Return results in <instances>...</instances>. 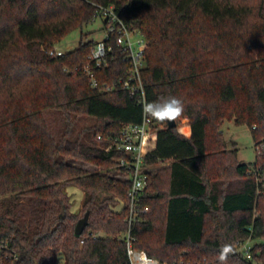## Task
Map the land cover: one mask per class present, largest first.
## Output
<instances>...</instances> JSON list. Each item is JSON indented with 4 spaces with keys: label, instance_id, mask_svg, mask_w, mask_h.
I'll list each match as a JSON object with an SVG mask.
<instances>
[{
    "label": "trees",
    "instance_id": "obj_1",
    "mask_svg": "<svg viewBox=\"0 0 264 264\" xmlns=\"http://www.w3.org/2000/svg\"><path fill=\"white\" fill-rule=\"evenodd\" d=\"M109 6L147 41L148 99L185 106L176 127L154 120L146 161L172 164L150 171L148 212L131 226L130 182L111 174L123 154L96 139L142 120L123 85L131 63L116 46L108 66L92 69L94 87L89 33L63 56L48 53ZM48 110L60 114L57 127ZM182 119L191 136L179 131ZM226 120L264 142V0H0V241L18 252L11 264H58L61 255V264H131L129 229L135 248L169 264H220L225 245L227 264H264V152L254 165L240 162L225 143ZM70 186L90 211L80 236ZM251 240L248 257L240 247Z\"/></svg>",
    "mask_w": 264,
    "mask_h": 264
},
{
    "label": "built area",
    "instance_id": "obj_2",
    "mask_svg": "<svg viewBox=\"0 0 264 264\" xmlns=\"http://www.w3.org/2000/svg\"><path fill=\"white\" fill-rule=\"evenodd\" d=\"M105 19V35L94 45L92 53L89 55V62L85 66V71L92 76L93 85L97 87L96 80L92 75V69L108 66L113 58L115 47L123 53L124 59L130 61L132 69L126 80L123 81L125 89L137 99L142 105L155 102L148 99L142 69L145 65L144 47L147 43L143 35L130 29L113 6L102 7L100 13ZM135 37L138 39L134 40ZM51 56H63V52L57 46L48 49ZM158 127L154 119H147L142 114L139 123L125 126L119 135H97L96 139L104 143L103 148L109 151L121 152L123 155L116 158L118 163L117 178L128 180L130 187L128 191V221L132 222L140 212H148V208L141 207V201L145 189L148 186L150 171L153 169L146 161V156L154 150L157 141ZM259 153L264 152V142H259L256 146ZM264 192V183L261 188ZM128 240L127 250L131 264H169L156 257L149 255L146 251L134 247L130 229L125 233ZM250 241L243 245L248 257H250ZM19 255L8 241H0V264H11L18 261Z\"/></svg>",
    "mask_w": 264,
    "mask_h": 264
},
{
    "label": "rangeland",
    "instance_id": "obj_3",
    "mask_svg": "<svg viewBox=\"0 0 264 264\" xmlns=\"http://www.w3.org/2000/svg\"><path fill=\"white\" fill-rule=\"evenodd\" d=\"M83 33H89V38H93L95 41L102 39L105 35V19L101 14L95 18L94 21L85 25L82 29H76L68 34L60 43L56 46L63 52L70 51L79 45L81 40V36ZM138 39L135 37L134 40ZM48 120L53 127H57L62 122V118L60 114H58L55 110H48L46 112ZM92 118H84L83 124L89 125L92 124ZM222 131L225 138V143L228 148L236 149L237 156L240 162L254 165L257 161V148L255 145L254 138L251 133V129L246 125H237L233 120H226L222 124ZM100 143V142H99ZM77 165H81L85 169L89 171H103V167L97 166L89 163H82L79 161H75ZM154 169V168H153ZM118 170H112V175H117ZM66 190L71 195V201L73 202L72 210L76 212L79 216V219L83 218L85 213L84 201L86 198V194L79 187L70 186L67 187ZM78 219V220H79ZM105 235L104 233H102ZM254 241H250L249 244L252 245ZM241 250L243 246L240 247ZM239 251V246H238ZM63 260V255L60 256L58 264H61Z\"/></svg>",
    "mask_w": 264,
    "mask_h": 264
},
{
    "label": "clouds",
    "instance_id": "obj_4",
    "mask_svg": "<svg viewBox=\"0 0 264 264\" xmlns=\"http://www.w3.org/2000/svg\"><path fill=\"white\" fill-rule=\"evenodd\" d=\"M184 103L181 99L170 96L159 102L145 103L142 107V112L145 118L154 119L160 122L174 121L179 118L184 112ZM232 248L229 245L222 247L218 260L220 264H227L229 253Z\"/></svg>",
    "mask_w": 264,
    "mask_h": 264
},
{
    "label": "water",
    "instance_id": "obj_5",
    "mask_svg": "<svg viewBox=\"0 0 264 264\" xmlns=\"http://www.w3.org/2000/svg\"><path fill=\"white\" fill-rule=\"evenodd\" d=\"M177 122L176 120L174 121H168V126L169 127H176ZM89 217H90V211H87L84 215L83 218L79 219L76 226H75V234L77 236H80L85 228L88 226L89 223Z\"/></svg>",
    "mask_w": 264,
    "mask_h": 264
},
{
    "label": "crops",
    "instance_id": "obj_6",
    "mask_svg": "<svg viewBox=\"0 0 264 264\" xmlns=\"http://www.w3.org/2000/svg\"><path fill=\"white\" fill-rule=\"evenodd\" d=\"M182 126H180L179 131L186 135V136H191L192 134V128L191 125L189 124V120L188 119H182ZM183 128H186V131H183ZM231 149V148H229ZM172 161H164L159 163L157 166L153 167L154 169H159V168H165V167H169L171 166Z\"/></svg>",
    "mask_w": 264,
    "mask_h": 264
}]
</instances>
